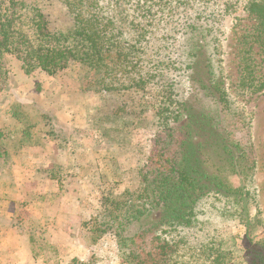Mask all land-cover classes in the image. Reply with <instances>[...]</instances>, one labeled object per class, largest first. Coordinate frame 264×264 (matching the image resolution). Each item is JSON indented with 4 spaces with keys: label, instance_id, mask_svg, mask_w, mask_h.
<instances>
[{
    "label": "trees",
    "instance_id": "obj_1",
    "mask_svg": "<svg viewBox=\"0 0 264 264\" xmlns=\"http://www.w3.org/2000/svg\"><path fill=\"white\" fill-rule=\"evenodd\" d=\"M52 1L63 6L67 26L52 27L45 19ZM240 5L0 0V55L15 56L25 75L38 70L56 76L78 65L80 92L136 88L153 99V125L161 133L155 156L139 170L136 188L105 198L102 210L82 222L86 247L109 237L126 264H264L261 211L248 186L255 146L240 135L252 129L253 118L233 106L226 85L224 29ZM243 7L253 20L250 46L264 60V0ZM247 73L239 80L242 87L247 78L256 79L255 72ZM23 108H10V116L22 122L10 147L86 135L102 114L96 107L80 125L71 113L65 121L46 112L32 119ZM1 138L0 131V146ZM7 153L0 147V157ZM232 221L244 227L243 236L228 234ZM69 264L85 263L73 258Z\"/></svg>",
    "mask_w": 264,
    "mask_h": 264
},
{
    "label": "rangeland",
    "instance_id": "obj_2",
    "mask_svg": "<svg viewBox=\"0 0 264 264\" xmlns=\"http://www.w3.org/2000/svg\"><path fill=\"white\" fill-rule=\"evenodd\" d=\"M247 1L240 0L242 5L227 19L224 29V62L227 90L233 106L253 118L252 129H245L240 135L244 141H251L255 146L256 168L248 181V186L261 211L260 217L264 227V85L259 88L260 84H264V60L258 49L250 46L253 20L243 7ZM43 12L45 19L52 27L63 28L69 24L63 6L57 1L46 5ZM249 71L256 73V79L250 81L247 78L246 84L248 85L240 86V78L242 76L246 78ZM81 75L82 68L78 65H72L64 73L56 76H49L38 70L25 75L15 56L8 53L1 54V150L6 147L8 152L15 148L10 147L9 144L14 143V139L20 136L22 130V122L9 114L10 108L15 103L24 105L23 111L29 115V118H37V114L46 112L66 120V113H71L74 115V122L80 125L88 119V116L95 113L96 107L100 106L102 114L94 117L93 124L103 117L101 123L112 129L109 135L111 142L117 143L122 151H125V146L131 147L126 149V153L131 150L133 156L135 155L134 158L142 157L141 163L134 161L132 175L123 173V178L127 179V186L136 188L139 182V170L150 165L161 139L160 131L153 125V105L151 103L153 99L148 96L143 98V93L136 88L111 94L100 92L93 95L90 92H80L78 81ZM67 105H69L67 111L59 115V112ZM92 128L85 136H90ZM63 129L69 132L70 128L64 125ZM5 157L6 155L0 157V170L5 169L9 164ZM1 182L0 188L5 189L4 182ZM118 196L117 194L103 195L100 211L105 198H117ZM227 232L230 235L243 236L244 227L237 221H232ZM99 254H102V257H93L88 264H126L119 257L116 246L114 249L108 246L102 248ZM105 257L106 260H104Z\"/></svg>",
    "mask_w": 264,
    "mask_h": 264
},
{
    "label": "crops",
    "instance_id": "obj_3",
    "mask_svg": "<svg viewBox=\"0 0 264 264\" xmlns=\"http://www.w3.org/2000/svg\"><path fill=\"white\" fill-rule=\"evenodd\" d=\"M102 119L89 137L49 139L43 146L8 151L9 164L0 170V186L5 184L0 188V264H69L73 258L88 264L102 257V248H115L105 236L86 247L81 224L100 211L103 195H119L128 187L123 173L132 175L134 161L139 164L142 157L111 142L112 129Z\"/></svg>",
    "mask_w": 264,
    "mask_h": 264
}]
</instances>
